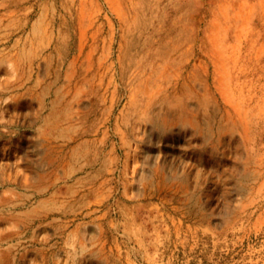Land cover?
<instances>
[{
	"label": "rangeland",
	"instance_id": "1",
	"mask_svg": "<svg viewBox=\"0 0 264 264\" xmlns=\"http://www.w3.org/2000/svg\"><path fill=\"white\" fill-rule=\"evenodd\" d=\"M0 264H264V0H0Z\"/></svg>",
	"mask_w": 264,
	"mask_h": 264
}]
</instances>
